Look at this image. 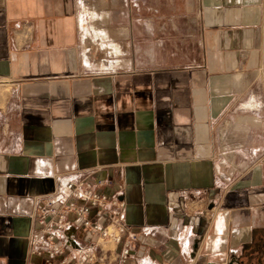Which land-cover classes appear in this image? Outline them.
Instances as JSON below:
<instances>
[{
  "label": "crops",
  "instance_id": "1",
  "mask_svg": "<svg viewBox=\"0 0 264 264\" xmlns=\"http://www.w3.org/2000/svg\"><path fill=\"white\" fill-rule=\"evenodd\" d=\"M61 179L121 186L127 264L264 253V0H0V264Z\"/></svg>",
  "mask_w": 264,
  "mask_h": 264
},
{
  "label": "built area",
  "instance_id": "2",
  "mask_svg": "<svg viewBox=\"0 0 264 264\" xmlns=\"http://www.w3.org/2000/svg\"><path fill=\"white\" fill-rule=\"evenodd\" d=\"M121 190L104 179H61L55 193L35 211L28 264H110L114 251L115 263L127 264L141 238L126 221Z\"/></svg>",
  "mask_w": 264,
  "mask_h": 264
},
{
  "label": "flooded vegetation",
  "instance_id": "3",
  "mask_svg": "<svg viewBox=\"0 0 264 264\" xmlns=\"http://www.w3.org/2000/svg\"><path fill=\"white\" fill-rule=\"evenodd\" d=\"M237 264H264V253L258 254L252 251L240 259L236 260Z\"/></svg>",
  "mask_w": 264,
  "mask_h": 264
},
{
  "label": "water",
  "instance_id": "4",
  "mask_svg": "<svg viewBox=\"0 0 264 264\" xmlns=\"http://www.w3.org/2000/svg\"><path fill=\"white\" fill-rule=\"evenodd\" d=\"M209 264H214V263H209ZM227 264H237V263H235L233 261H229Z\"/></svg>",
  "mask_w": 264,
  "mask_h": 264
},
{
  "label": "bare ground",
  "instance_id": "5",
  "mask_svg": "<svg viewBox=\"0 0 264 264\" xmlns=\"http://www.w3.org/2000/svg\"><path fill=\"white\" fill-rule=\"evenodd\" d=\"M84 19V18H83ZM93 43V42H92ZM86 46V45H85Z\"/></svg>",
  "mask_w": 264,
  "mask_h": 264
}]
</instances>
